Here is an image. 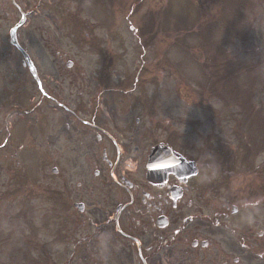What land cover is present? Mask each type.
<instances>
[{"label":"flooded vegetation","instance_id":"obj_1","mask_svg":"<svg viewBox=\"0 0 264 264\" xmlns=\"http://www.w3.org/2000/svg\"><path fill=\"white\" fill-rule=\"evenodd\" d=\"M9 2L6 19L14 24V11L21 7L18 0H3L2 7ZM0 47L1 58L29 71L22 49ZM108 57L113 73L116 60ZM15 78L0 79V98L6 101L0 113L28 99L34 104L26 127L20 131L15 120L5 144L28 136L37 155L52 165L35 183V193L46 192L50 201L47 223L35 225L41 258L35 264H264L259 221L231 220L252 202L246 194L252 181L230 168L218 169L202 149L158 138L151 123L150 79L37 82L19 79L18 72ZM159 143L193 161L197 170L178 166L160 180L149 179L145 165ZM128 157L137 164L134 172L123 168ZM87 165L98 167L89 172Z\"/></svg>","mask_w":264,"mask_h":264},{"label":"rangeland","instance_id":"obj_2","mask_svg":"<svg viewBox=\"0 0 264 264\" xmlns=\"http://www.w3.org/2000/svg\"><path fill=\"white\" fill-rule=\"evenodd\" d=\"M18 3L30 12L21 37L35 58L42 79H81L82 70L86 72L85 79H95V75H102L103 50L113 49L117 53L113 79L126 78L130 71H135L139 79L150 78L152 128L161 130L157 134L164 133L163 129L167 134L176 130L184 145L187 141H196L193 144L197 146L219 145V151L211 154L215 166L221 167L222 160L233 171L252 175L248 179L256 180L258 186L251 184L246 191L252 202L245 213L242 211L231 220L245 225H254L258 220L255 227L264 229V200L255 205L256 200L264 199V0ZM10 7L9 3L4 8L0 5L2 45L9 43L5 36L11 22H7L5 13L11 11ZM14 15L18 20L21 17L19 10ZM196 25L199 33L193 32ZM111 35L113 41L109 39ZM143 42L147 46L144 53ZM193 43L196 48L190 51ZM124 46L126 49H122ZM3 49L0 47V52ZM59 53L68 54L62 63L58 61ZM67 59L77 64L72 70L65 65ZM199 59L207 61L208 74ZM138 60L142 61L139 72ZM11 66L0 57V79H17L16 72L19 79H33L20 63ZM159 94L162 98L154 99ZM14 117L7 116V120ZM6 133L0 135V236L12 230V238L7 237L10 239L6 242L0 238V264H35L41 259L35 248V223L44 219L48 200L35 197V192L26 195L24 191V195L13 197L9 193L20 182H24L23 188H34L36 181H42V172H49L51 166L35 161L31 152L35 149L29 147L22 151L24 159L21 150L17 158H7L14 149L1 147ZM250 142L254 148L245 147ZM227 155H231L228 162L222 157ZM93 169L87 165L88 171ZM20 173V179H16ZM255 188L260 189L259 198H255ZM42 236L46 239V229ZM40 244L46 248V244Z\"/></svg>","mask_w":264,"mask_h":264},{"label":"water","instance_id":"obj_3","mask_svg":"<svg viewBox=\"0 0 264 264\" xmlns=\"http://www.w3.org/2000/svg\"><path fill=\"white\" fill-rule=\"evenodd\" d=\"M21 23H22V22H21ZM21 23H20V24H21ZM155 158H156V157H155ZM154 162H155V161H154Z\"/></svg>","mask_w":264,"mask_h":264}]
</instances>
